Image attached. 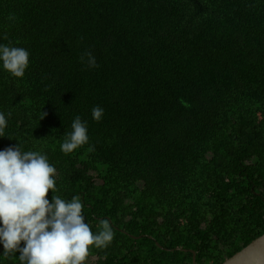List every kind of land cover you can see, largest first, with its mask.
Returning a JSON list of instances; mask_svg holds the SVG:
<instances>
[{
  "label": "trees",
  "instance_id": "1",
  "mask_svg": "<svg viewBox=\"0 0 264 264\" xmlns=\"http://www.w3.org/2000/svg\"><path fill=\"white\" fill-rule=\"evenodd\" d=\"M9 41L31 55L0 69V150H42L54 195L113 226L85 264H220L264 233V0H0Z\"/></svg>",
  "mask_w": 264,
  "mask_h": 264
},
{
  "label": "clouds",
  "instance_id": "2",
  "mask_svg": "<svg viewBox=\"0 0 264 264\" xmlns=\"http://www.w3.org/2000/svg\"><path fill=\"white\" fill-rule=\"evenodd\" d=\"M30 55L27 48L12 41L0 43V69L23 78ZM86 55L88 66L97 67L92 53ZM103 114L102 107L92 108L94 120L100 121ZM7 126L8 118L0 111V137H5ZM88 143L87 121L77 115L60 150L68 154ZM56 174L55 165L42 150H24L20 142L0 150V256H14L19 264H85L92 248H107L114 240L108 220L92 230L79 196L64 199L54 195ZM49 190L51 202L46 198Z\"/></svg>",
  "mask_w": 264,
  "mask_h": 264
},
{
  "label": "water",
  "instance_id": "3",
  "mask_svg": "<svg viewBox=\"0 0 264 264\" xmlns=\"http://www.w3.org/2000/svg\"><path fill=\"white\" fill-rule=\"evenodd\" d=\"M193 264H195L194 255ZM220 264H264V233Z\"/></svg>",
  "mask_w": 264,
  "mask_h": 264
}]
</instances>
